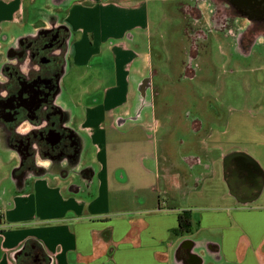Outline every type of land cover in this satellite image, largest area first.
<instances>
[{
  "label": "crops",
  "instance_id": "1",
  "mask_svg": "<svg viewBox=\"0 0 264 264\" xmlns=\"http://www.w3.org/2000/svg\"><path fill=\"white\" fill-rule=\"evenodd\" d=\"M40 1L38 10L48 9L47 17L69 32L60 104L85 141L80 166L88 175L79 182L51 174L13 189L5 187L9 175L0 182V264H13L12 253L26 242L50 264H264V206L254 205L260 192H234L226 170L223 198L233 204L197 219L170 206L171 188L179 196L182 185L158 174L157 141L141 147L153 130L140 114L132 116L144 79L153 92L144 0ZM190 1L206 8L203 0ZM36 2L0 0V24L24 17L26 3ZM185 211L195 233L175 235Z\"/></svg>",
  "mask_w": 264,
  "mask_h": 264
},
{
  "label": "rangeland",
  "instance_id": "2",
  "mask_svg": "<svg viewBox=\"0 0 264 264\" xmlns=\"http://www.w3.org/2000/svg\"><path fill=\"white\" fill-rule=\"evenodd\" d=\"M142 2L150 16L151 67L147 78H152L153 93L147 91L148 105L141 109L139 117L151 123L153 130L147 131L151 141L144 140L141 147L150 149L157 141L158 174L170 185H182L179 196L175 187L171 188L174 197L170 206L189 210L198 219L204 211L233 204L232 198H223L229 191L220 154L229 151L245 153L258 164L263 174L262 187L254 205L264 206V39H257L249 54L243 55L236 50L233 36L211 32L206 53L199 54L191 70L185 72V32L199 24L184 17V9L179 6L194 3ZM41 3H26L24 19L18 25L4 24V35L16 37L30 32L34 24L39 25L48 14V9L38 10ZM232 20L233 29L244 24L241 18ZM90 148L87 142L88 159L92 157ZM14 164L12 154L0 146V182L11 174ZM10 179L4 182L5 187L13 189L15 184ZM2 210L0 206L1 215Z\"/></svg>",
  "mask_w": 264,
  "mask_h": 264
},
{
  "label": "flooded vegetation",
  "instance_id": "3",
  "mask_svg": "<svg viewBox=\"0 0 264 264\" xmlns=\"http://www.w3.org/2000/svg\"><path fill=\"white\" fill-rule=\"evenodd\" d=\"M203 1L206 2L204 10L196 4L182 7L184 17L191 18L195 25L199 24L185 32L188 45L185 72L191 70L199 54L206 53L211 32L223 31L233 36L236 50L243 55L249 54L257 39H264V17L260 14L248 21L241 16V7L235 0ZM234 18L243 19V26L233 29L231 21ZM23 19L20 13L17 19L0 24V93H6L0 95V146L8 150L15 161L9 178L16 186L51 174L64 180L85 181L88 168L80 166L85 141L69 126L68 112L60 104L69 32L65 26L45 15L30 32L11 38L4 35V24L18 25ZM201 21L203 25H200ZM148 82L144 79L139 85L137 116L148 105ZM25 124L31 131L21 135L18 129ZM43 161L49 162L48 168L38 166ZM227 175L234 192H249L252 196L259 193L261 174L249 172L239 160L230 163ZM11 258L13 264H50L49 258L29 242L18 247Z\"/></svg>",
  "mask_w": 264,
  "mask_h": 264
},
{
  "label": "water",
  "instance_id": "4",
  "mask_svg": "<svg viewBox=\"0 0 264 264\" xmlns=\"http://www.w3.org/2000/svg\"><path fill=\"white\" fill-rule=\"evenodd\" d=\"M236 5L241 7L242 13L241 16L246 17L248 21H252L256 14H260L261 17H264V2L262 0H235ZM239 160L242 165H244L248 171H254L261 173L258 164L245 153L235 152L226 155L223 159L224 171H226L230 163L233 161ZM253 176V175H252ZM261 181V179H259ZM262 184L258 187V192L261 191Z\"/></svg>",
  "mask_w": 264,
  "mask_h": 264
},
{
  "label": "trees",
  "instance_id": "5",
  "mask_svg": "<svg viewBox=\"0 0 264 264\" xmlns=\"http://www.w3.org/2000/svg\"><path fill=\"white\" fill-rule=\"evenodd\" d=\"M192 231L190 212L185 211L177 215V227L174 230L175 235L189 234Z\"/></svg>",
  "mask_w": 264,
  "mask_h": 264
},
{
  "label": "clouds",
  "instance_id": "6",
  "mask_svg": "<svg viewBox=\"0 0 264 264\" xmlns=\"http://www.w3.org/2000/svg\"><path fill=\"white\" fill-rule=\"evenodd\" d=\"M0 95H6V93H0ZM29 131H31V128L27 124H25L23 127H21L20 129H18V132L21 135H25ZM38 166L39 167H43V168H48L49 167V162L48 161L39 162L38 163Z\"/></svg>",
  "mask_w": 264,
  "mask_h": 264
}]
</instances>
